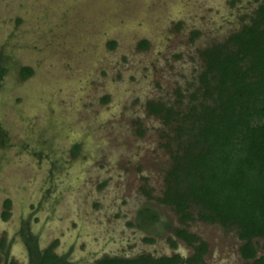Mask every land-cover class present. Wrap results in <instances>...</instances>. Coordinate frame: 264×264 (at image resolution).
<instances>
[{
    "label": "rangeland",
    "instance_id": "1",
    "mask_svg": "<svg viewBox=\"0 0 264 264\" xmlns=\"http://www.w3.org/2000/svg\"><path fill=\"white\" fill-rule=\"evenodd\" d=\"M262 1L0 0V263L35 264L50 248L69 264L185 259L182 229L205 244L204 264H243L232 227L192 205L180 222L159 201L178 147L146 103L195 104L200 51Z\"/></svg>",
    "mask_w": 264,
    "mask_h": 264
},
{
    "label": "trees",
    "instance_id": "2",
    "mask_svg": "<svg viewBox=\"0 0 264 264\" xmlns=\"http://www.w3.org/2000/svg\"><path fill=\"white\" fill-rule=\"evenodd\" d=\"M145 44L141 41L139 46ZM113 46V42L108 44ZM199 55L202 69L197 88L195 94L188 95L195 104L178 114L159 103H146L150 114L166 125L174 123L178 147L170 154L171 166L159 201L170 207L180 222L192 218L187 212L192 205L199 220L232 227L242 242L238 254L243 264H264L263 256L256 257L253 242L261 240L264 250V0L247 25ZM4 71L0 68V74ZM31 73L27 67L20 70L22 78ZM174 235L192 248L187 258L103 257L95 264H204L203 242L182 229ZM35 261L69 264L52 255L51 248L40 258L35 256Z\"/></svg>",
    "mask_w": 264,
    "mask_h": 264
},
{
    "label": "flooded vegetation",
    "instance_id": "3",
    "mask_svg": "<svg viewBox=\"0 0 264 264\" xmlns=\"http://www.w3.org/2000/svg\"><path fill=\"white\" fill-rule=\"evenodd\" d=\"M32 74H33V72L31 73V75ZM1 76H2V74L0 75V78H1ZM6 263H8V260H7V258H4L0 264H6Z\"/></svg>",
    "mask_w": 264,
    "mask_h": 264
}]
</instances>
